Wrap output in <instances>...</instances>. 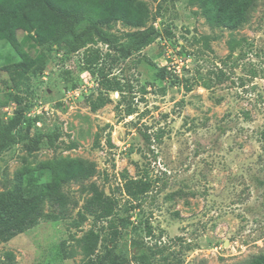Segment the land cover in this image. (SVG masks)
Returning a JSON list of instances; mask_svg holds the SVG:
<instances>
[{
  "label": "rangeland",
  "instance_id": "rangeland-1",
  "mask_svg": "<svg viewBox=\"0 0 264 264\" xmlns=\"http://www.w3.org/2000/svg\"><path fill=\"white\" fill-rule=\"evenodd\" d=\"M139 1L149 9L147 28L160 35L126 59L116 47L88 46L101 54L97 68L124 87V99L109 93L97 111L88 105L101 91L97 76L82 65L84 49L70 51V36L23 46L35 64L15 82L7 71L25 33L17 31L14 44L0 41V120L17 110L23 116L16 143L0 155V198L40 192L51 181L47 163L96 165L89 180L62 186L65 212L46 195L37 224L0 243V264H84L82 236L107 234L105 222L79 221L90 184L116 202L115 251L129 264L139 254L148 264H248L264 256V0H254L237 27L210 25L197 0ZM102 30L129 46L138 29L114 21ZM153 65L166 67L175 83L156 78ZM215 68L227 76L220 84ZM200 77L211 79V89ZM129 179L145 183V193L129 196Z\"/></svg>",
  "mask_w": 264,
  "mask_h": 264
},
{
  "label": "trees",
  "instance_id": "trees-1",
  "mask_svg": "<svg viewBox=\"0 0 264 264\" xmlns=\"http://www.w3.org/2000/svg\"><path fill=\"white\" fill-rule=\"evenodd\" d=\"M203 15L210 25L237 27L246 19V14L254 5V0H197ZM149 9L139 0H0V41L9 44L16 43V32L21 31L25 36L21 40L19 61L7 71L9 80L15 82L22 79L35 64L23 46L34 49L35 46L56 44L66 37H71L70 51L77 53L84 49L82 65L85 69H93L92 74L97 76L101 91L95 98L88 100L91 111H97L110 102L109 93L117 92L122 99L124 87L118 79L108 77L98 67L101 54L88 46L99 42L109 49L116 47L119 57L126 59L132 51L140 50L159 37V32L154 28H147ZM114 21H120L125 27L138 29L131 35L129 46H116V39L105 34L102 27L109 26ZM169 34L168 32H166ZM204 49L210 50L207 38H200ZM238 44V42L236 43ZM234 44V45H236ZM114 45V46H113ZM156 78L174 84L177 77L171 74L166 67H157ZM96 69V70H94ZM215 68L214 75L218 84L227 76ZM96 71V72H95ZM202 88L211 89V79L199 78ZM188 81L186 80L185 83ZM190 86H186L189 91ZM75 87L71 88L74 90ZM104 91V92H102ZM145 92V89L142 88ZM133 108L127 106L124 110L126 116L133 114ZM22 111H13L12 116L2 122L0 120V155L16 143L14 131L21 125ZM35 121V120H32ZM48 144L53 142L52 136H46ZM261 147V160L264 164V126L259 134ZM45 170L51 174V181L34 196L22 198L15 194L0 198V243H4L35 226L42 211V203L46 195L51 193L53 202L60 212L67 210L70 199L62 191V186L69 182L81 183L89 180L96 173V165L83 159L60 161L45 164ZM90 195L78 212L79 221L83 222L87 216L92 218L94 225L105 222L107 234L90 229L82 236V254L84 264H129L130 259L115 251L119 236L118 224L121 218L116 217V202L106 196L94 184L89 186ZM127 194L131 197L143 195L147 189L145 183L129 179L125 182ZM148 235L151 231L148 230ZM135 247H142L138 240L132 241ZM101 250L98 254V250ZM8 256L10 254H7ZM135 264H148L145 254L132 256ZM248 264H264V256L253 258Z\"/></svg>",
  "mask_w": 264,
  "mask_h": 264
},
{
  "label": "built area",
  "instance_id": "built-area-1",
  "mask_svg": "<svg viewBox=\"0 0 264 264\" xmlns=\"http://www.w3.org/2000/svg\"><path fill=\"white\" fill-rule=\"evenodd\" d=\"M75 91V90H74Z\"/></svg>",
  "mask_w": 264,
  "mask_h": 264
}]
</instances>
